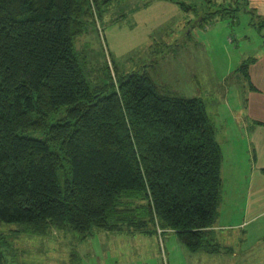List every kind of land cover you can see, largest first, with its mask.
I'll list each match as a JSON object with an SVG mask.
<instances>
[{
    "label": "trees",
    "instance_id": "1",
    "mask_svg": "<svg viewBox=\"0 0 264 264\" xmlns=\"http://www.w3.org/2000/svg\"><path fill=\"white\" fill-rule=\"evenodd\" d=\"M94 3L0 0V221L85 236L158 223L218 250L222 150L203 101L146 73L90 85L74 43Z\"/></svg>",
    "mask_w": 264,
    "mask_h": 264
},
{
    "label": "rangeland",
    "instance_id": "2",
    "mask_svg": "<svg viewBox=\"0 0 264 264\" xmlns=\"http://www.w3.org/2000/svg\"><path fill=\"white\" fill-rule=\"evenodd\" d=\"M92 10L74 43L90 85L146 73L175 94L200 98L215 121L244 97L239 64L264 47V13L250 0H97ZM217 141L227 178L229 143ZM258 223L241 233L222 229L219 241L210 232L218 250L190 251L158 223L151 237L103 228L85 236L69 225L34 233L0 221V251L5 264H163V254L167 264H264V216Z\"/></svg>",
    "mask_w": 264,
    "mask_h": 264
},
{
    "label": "crops",
    "instance_id": "3",
    "mask_svg": "<svg viewBox=\"0 0 264 264\" xmlns=\"http://www.w3.org/2000/svg\"><path fill=\"white\" fill-rule=\"evenodd\" d=\"M250 4L264 13V0H250ZM239 72L243 71L239 69ZM247 74H242L247 86L242 89L244 97L228 108L230 116L216 121L210 117L216 139L229 143L228 152L233 158L232 166L226 168L225 178L224 154L219 143L222 150L221 199L215 223L209 228L218 241L224 237L222 229L241 233L250 225L251 229L260 227L258 221L264 216V193L259 192V189L264 190V47L249 63ZM232 185H236L235 188ZM239 198L241 202L237 201ZM163 264H167L164 254Z\"/></svg>",
    "mask_w": 264,
    "mask_h": 264
}]
</instances>
